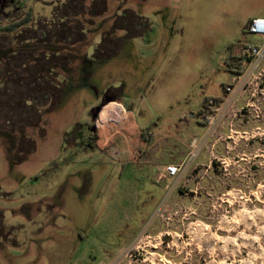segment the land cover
<instances>
[{
    "label": "rangeland",
    "instance_id": "374dc122",
    "mask_svg": "<svg viewBox=\"0 0 264 264\" xmlns=\"http://www.w3.org/2000/svg\"><path fill=\"white\" fill-rule=\"evenodd\" d=\"M36 1L35 18L50 14V0ZM107 1L104 18L123 13L131 31L122 18L108 22L104 51L76 53L55 71L58 91L32 80L0 85V264H264V78L225 69L231 44L259 43L243 27L264 17V0ZM238 79L249 81L233 109L242 112L228 113L230 125L203 151L210 171L190 170L173 192L152 178L174 150L163 146L151 168L131 160L135 119L127 141L101 132L98 149L82 141L111 100L134 115L157 109L162 126L222 100ZM135 201L148 202L144 212ZM121 216L135 220L122 225Z\"/></svg>",
    "mask_w": 264,
    "mask_h": 264
},
{
    "label": "flooded vegetation",
    "instance_id": "af4514ba",
    "mask_svg": "<svg viewBox=\"0 0 264 264\" xmlns=\"http://www.w3.org/2000/svg\"><path fill=\"white\" fill-rule=\"evenodd\" d=\"M50 2V14L35 18L36 0H0V27L8 28L0 30V69L4 71L0 73V85L2 82L22 85L32 80L39 85H50L58 91L55 71L63 66H73L76 53L89 56L104 51L107 41L111 42V27L105 29L108 22L113 21V24L115 21V26L117 18H122L121 27L125 32L129 30L123 19L127 15L123 13L117 14L112 20L104 18L109 5L107 0ZM72 2L74 4L70 9L69 4ZM79 5L82 6V13L79 12ZM42 9L46 10L47 7ZM69 9L71 14L68 13ZM98 11L101 14L97 15ZM96 17H101L102 21L97 22ZM137 28H134L136 32H132L137 33ZM54 93L49 94L57 95ZM108 104L97 111L96 119ZM96 126V122L92 121L87 127V136L82 137L85 147L89 149L97 148Z\"/></svg>",
    "mask_w": 264,
    "mask_h": 264
},
{
    "label": "crops",
    "instance_id": "0c3cea01",
    "mask_svg": "<svg viewBox=\"0 0 264 264\" xmlns=\"http://www.w3.org/2000/svg\"><path fill=\"white\" fill-rule=\"evenodd\" d=\"M244 29L245 27H243V30ZM109 104H108L109 106H107L104 110L102 109L101 113L96 119L97 134H99L100 132L101 134L102 133L105 134L106 141L109 142H111L117 136L124 137V139L127 141L128 139L127 134L124 132L125 128L127 129L126 131H128V126H126V123L129 120L131 121L135 119V122L133 123L139 129L140 142L137 144L136 147L133 148L134 152H129V155L131 157V160L137 158V162L135 161L133 162L138 164V168L142 167L141 165H148L149 168H151L154 165H157V163L154 160L155 154L163 150V146H167L171 150L175 151L173 157L164 160L160 165H158V169L156 170V172L154 173V177L152 178L155 184L161 186L163 190L167 191L168 187L174 184L176 180L167 175L166 167L168 165H180L188 154V148L190 143L195 139H203V137H205V135L208 132V127L206 126L205 121L199 118V116H204V115L200 114L198 111L197 114L191 113L189 117L183 115L175 116L173 117V119L169 120L165 125L161 126L156 120V118L161 119L163 117L159 112H156L158 111L157 109L145 115L138 112H136L134 115L128 112L127 106L122 102H118V101L112 102L111 100ZM119 120L121 124L120 133L116 131L117 124L115 123L118 122ZM167 125H170L169 131H165ZM174 129L177 131L173 132ZM179 130L182 131L184 130L187 132V134H181L180 132H178ZM108 131L111 132L110 135ZM94 149H96V147H94ZM99 149H103L104 151H107L108 147L106 145L104 147L102 146ZM205 154L206 153L203 152L198 157L192 170H194L196 167L197 168L204 167L205 171H210L209 164L211 163V160L210 159L208 160ZM120 158H124V157L122 156ZM119 165L122 166V167L120 166V168H122V172L119 174V176L122 177L124 174L125 167L130 165L129 160L123 159L122 164L120 163ZM182 183L183 180L179 183V186ZM147 198H149V196ZM164 198L165 196L162 199ZM161 203L162 201L158 204L156 209L157 211L156 210L154 211L155 213L158 212V210L160 209ZM147 205L148 202H144L143 204L140 205L138 202L135 201V203H132V208L138 207L140 213V212H144L143 208ZM121 217L124 219V221L121 222L122 225H126L131 221L134 222L135 220V219L132 220V218H129L128 216H124L125 218L123 216ZM129 241L127 242V244L129 243ZM114 257L115 256H113V258Z\"/></svg>",
    "mask_w": 264,
    "mask_h": 264
},
{
    "label": "built area",
    "instance_id": "2783aa9c",
    "mask_svg": "<svg viewBox=\"0 0 264 264\" xmlns=\"http://www.w3.org/2000/svg\"><path fill=\"white\" fill-rule=\"evenodd\" d=\"M244 31V34L256 37L259 40V43L242 49L239 58L245 61V65H243L245 69L243 75L249 76L247 77V80L264 78V17L252 18L248 22ZM239 66L240 64L238 62H233L232 64L233 69H237ZM247 80L243 83L241 79H238L234 85L226 86L224 88V98L222 100L217 101L211 99L209 101L208 106L211 113L206 116H199L201 120L205 121L206 126L208 127L207 134L203 139H195L190 143L188 154L180 165H168L166 167L167 175L176 180L174 184L168 187V193L170 191L173 192L179 186L181 177L193 169L198 157L210 144L212 145V148L216 146L218 141L213 140V138L216 137L219 130L227 123V114L235 112V115L237 116L238 113L242 112V109L239 112L234 111L233 109L239 102L241 91L247 85L246 83H249ZM249 106L250 105L247 103L246 107ZM115 123L117 124L116 131L120 133V120ZM101 264H103V262ZM109 264H117V259Z\"/></svg>",
    "mask_w": 264,
    "mask_h": 264
},
{
    "label": "trees",
    "instance_id": "16d2710c",
    "mask_svg": "<svg viewBox=\"0 0 264 264\" xmlns=\"http://www.w3.org/2000/svg\"><path fill=\"white\" fill-rule=\"evenodd\" d=\"M0 30H8V28H1ZM243 32L245 33V31L243 30ZM245 46L242 45L241 41L236 45V44H231L230 48V55L227 57V59L225 60V69L228 72L234 73L236 75H243L244 73V66L245 65V61L242 60L241 58H239L242 49ZM233 62H238L240 64V66L237 69H233L232 64ZM226 86H224L225 88ZM50 94H48L49 96ZM217 101H220L221 99H216ZM31 101H27V104L30 105ZM30 103V104H29ZM209 103V98L205 100V102L203 103L202 108L199 110V113L206 116L209 115L211 113V110L208 106Z\"/></svg>",
    "mask_w": 264,
    "mask_h": 264
}]
</instances>
